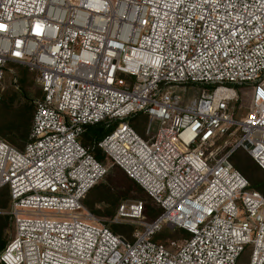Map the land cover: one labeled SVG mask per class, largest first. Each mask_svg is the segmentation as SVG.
<instances>
[{"label": "built area", "instance_id": "2783aa9c", "mask_svg": "<svg viewBox=\"0 0 264 264\" xmlns=\"http://www.w3.org/2000/svg\"><path fill=\"white\" fill-rule=\"evenodd\" d=\"M13 66L42 95L24 148L0 137V264H264V192L231 161L264 171V0H0V105ZM101 123L113 131L95 145L163 211L122 205L112 223L138 222L131 240L84 203L108 173L81 141ZM165 228L189 236L167 246Z\"/></svg>", "mask_w": 264, "mask_h": 264}, {"label": "rangeland", "instance_id": "374dc122", "mask_svg": "<svg viewBox=\"0 0 264 264\" xmlns=\"http://www.w3.org/2000/svg\"><path fill=\"white\" fill-rule=\"evenodd\" d=\"M13 69L19 78H17V82L15 83V77L9 73L3 83V97L5 98L6 103L4 105L1 104L0 107V129L3 131V134L0 136L16 148L22 149L24 142L21 140V134L26 128V117L33 115L35 101L41 97L42 93L36 83L35 73L27 72L23 66H13ZM179 91L186 94V97L193 98L199 96L201 89L196 86H181ZM239 96L240 99L236 104V109L238 113L237 118L241 120L247 117L250 113L252 98L248 89L241 90L239 92ZM146 123L147 118L145 117L143 119L140 118L137 122L133 123L134 128L143 137L146 136ZM157 129L158 124L155 123L152 133H155ZM236 157L244 166L248 164V166L254 168L258 177H262V175H264V173L257 168V166L245 153L241 152ZM103 163L107 166L108 173L97 185L98 190L94 191L92 195L87 197L85 206L95 217L102 219L110 226H119L120 233L127 237V239H131L134 230L139 227L138 222L124 221L121 224H114L112 223L113 219L118 215L120 207L127 202L140 200L147 206H151L152 202L145 192L141 193L134 188L131 179L128 178L124 171L118 168L110 159L106 158ZM243 173L245 174V172ZM5 195V191L0 193V200L8 199ZM89 205H92V207ZM8 207L4 210L0 209V214H5ZM149 219L151 218L148 214V218L145 217V220L148 221ZM173 233V230L165 228L161 232L160 236L164 235L168 237L171 235L170 237H172L174 236ZM12 234L13 226L10 222L5 231L6 242Z\"/></svg>", "mask_w": 264, "mask_h": 264}, {"label": "trees", "instance_id": "16d2710c", "mask_svg": "<svg viewBox=\"0 0 264 264\" xmlns=\"http://www.w3.org/2000/svg\"><path fill=\"white\" fill-rule=\"evenodd\" d=\"M20 67H22V66H20ZM24 69H26L27 72H31L29 69H27L25 67H24ZM18 78H19V76H18ZM5 103L6 102H5V98L3 97V90H2V100H1V104L4 105ZM0 107H1V105H0ZM34 110H35V108H34ZM33 115H34V113H33ZM33 115H29L28 117H26L27 118L26 125H25L26 128H25V131L21 134V140L24 142V146L27 143L28 138H29L30 129H31L30 123L32 125ZM144 117L147 118L146 116H140V117H137V118L133 119L132 120V125H133L134 122H137L138 119H140V118L143 119ZM147 121H148V118H147ZM22 125H23V123H22ZM20 127H19V129H20ZM112 131H113V127H107L105 125V123L88 126V127L85 128V131H84V133H83V135L81 137V141H82L83 145L86 146V147H94L95 146V149H94L95 156L97 157V159H99L100 161L103 162V161H105L106 156L104 155V153L102 152V150L97 145H95V144H97L100 141H102ZM1 134H3V131L0 129V135ZM24 146H23V148H24ZM241 152L242 153H245L243 151L237 152L231 158L232 163L234 164V166L237 169H239L240 171H242V173L245 172V174L248 177L244 173H243V175L249 180L250 186H251L252 189H255V190L264 192V175H262V177H258L257 174H256L257 172H256V170L254 168L248 166V164L245 165V166L243 164H241L238 161L237 157H236ZM246 155L253 161V163L257 166V168L264 173V171L254 162V160L248 154H246ZM126 176L128 178H130L127 174H126ZM130 179L133 182L134 188H136L141 193H144L145 192L148 195V197L150 198L151 202H152L151 203V206H147L143 201H141L144 204V210H143L144 217L148 218V214H149L151 219H149L148 221L155 220L163 212L162 209H161V207L149 196V194L135 180H133L132 178H130ZM97 185L88 193L87 197L90 196V195H92V193L94 191L98 190V186ZM3 191L6 192V195L5 196H7L8 199L0 200V209L1 210L6 209L8 207V202H9V192H8V189L5 188L2 191H0V193H2ZM87 197H86V199H87ZM86 199L84 200V203L86 202ZM134 201H140V200H133V201H130V202H134ZM89 206L92 207V205H89ZM9 223H10L9 216L6 215V214H0V252L3 250V248L5 247V245L7 243L6 242V238H5V231L8 228ZM111 229L115 233L124 236L123 234L120 233V227L119 226L113 225V226H111ZM160 234L161 233H159L155 237V240L157 242L163 243V244H165L167 246L172 241H176L177 239H179L181 237L189 236V234L186 231L181 230V229L174 231V233H173L174 236H172V237H170L171 235L168 236V237L167 236H164V235H161L160 236ZM131 239H129V240H131Z\"/></svg>", "mask_w": 264, "mask_h": 264}]
</instances>
